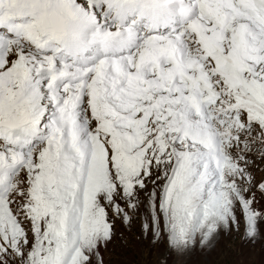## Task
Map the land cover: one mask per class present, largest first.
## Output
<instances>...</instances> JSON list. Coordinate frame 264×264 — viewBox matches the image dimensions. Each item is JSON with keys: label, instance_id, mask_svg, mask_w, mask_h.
Listing matches in <instances>:
<instances>
[{"label": "snow or ice", "instance_id": "obj_1", "mask_svg": "<svg viewBox=\"0 0 264 264\" xmlns=\"http://www.w3.org/2000/svg\"><path fill=\"white\" fill-rule=\"evenodd\" d=\"M257 161L264 0H0V264L254 239Z\"/></svg>", "mask_w": 264, "mask_h": 264}, {"label": "rangeland", "instance_id": "obj_2", "mask_svg": "<svg viewBox=\"0 0 264 264\" xmlns=\"http://www.w3.org/2000/svg\"><path fill=\"white\" fill-rule=\"evenodd\" d=\"M259 170L253 169L257 180L264 177V162ZM143 196V194H141ZM255 208L264 209V199L257 193ZM109 219L114 220L115 235L107 248L101 249L104 264H264V225L259 235L254 238L244 237V221L240 218L239 231L225 234L223 231L211 247L201 248L199 244L190 252L178 255L168 247L166 240L153 244L151 235L144 238L141 230L143 212L133 218L130 225H125L122 219L113 216L109 208Z\"/></svg>", "mask_w": 264, "mask_h": 264}]
</instances>
